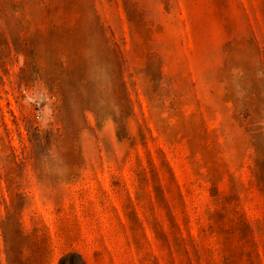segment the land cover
Segmentation results:
<instances>
[{
    "label": "rangeland",
    "instance_id": "374dc122",
    "mask_svg": "<svg viewBox=\"0 0 264 264\" xmlns=\"http://www.w3.org/2000/svg\"><path fill=\"white\" fill-rule=\"evenodd\" d=\"M0 264H264V0H0Z\"/></svg>",
    "mask_w": 264,
    "mask_h": 264
}]
</instances>
